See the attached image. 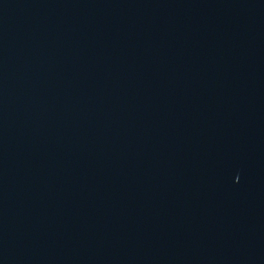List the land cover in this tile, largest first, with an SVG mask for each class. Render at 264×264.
Wrapping results in <instances>:
<instances>
[{
    "label": "water",
    "instance_id": "1",
    "mask_svg": "<svg viewBox=\"0 0 264 264\" xmlns=\"http://www.w3.org/2000/svg\"><path fill=\"white\" fill-rule=\"evenodd\" d=\"M0 264H264V0H0Z\"/></svg>",
    "mask_w": 264,
    "mask_h": 264
}]
</instances>
